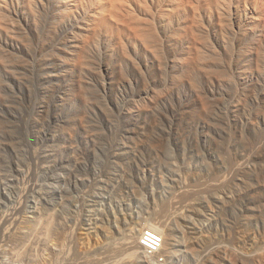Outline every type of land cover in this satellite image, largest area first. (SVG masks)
Returning <instances> with one entry per match:
<instances>
[{"label": "rangeland", "instance_id": "obj_1", "mask_svg": "<svg viewBox=\"0 0 264 264\" xmlns=\"http://www.w3.org/2000/svg\"><path fill=\"white\" fill-rule=\"evenodd\" d=\"M0 45V264H264V0H0Z\"/></svg>", "mask_w": 264, "mask_h": 264}, {"label": "bare ground", "instance_id": "obj_2", "mask_svg": "<svg viewBox=\"0 0 264 264\" xmlns=\"http://www.w3.org/2000/svg\"><path fill=\"white\" fill-rule=\"evenodd\" d=\"M21 31V30H20ZM7 33V32H6ZM12 33V32H11ZM23 34V33H22ZM21 34V40H23V42H25V44L26 45H29L30 43H31V38H29V36L27 35V36H25V35H22ZM19 36V35H18ZM12 38V37H11ZM21 40H19L18 39V42L19 43H21ZM2 45V44H1ZM0 45V58H2V56H5V57H7V55H6V53L7 54H9V56L10 57H12V60L13 61H15L16 62V65H19V66H24V67H26V64H22L21 63V61H26V59L24 60V58L25 57H23L22 58V56L24 55V53H23V51H17V52H13V51H11V52H7V49H4V47L2 48V46ZM21 55V56H20ZM15 56H17V57H15ZM8 58V57H7ZM14 58L15 59H17V60H14ZM2 60V62L3 63H5V65L7 66L9 63L8 62H11V61H8V60H6V59H1ZM10 60H11V58H10ZM13 63V62H12ZM15 64V63H14ZM9 66H11L10 68H13V67H16V66H14V65H8L7 66V68H9ZM23 69H25V68H23ZM21 70V69H20ZM18 71V70H17ZM8 73L9 74H11V75H16V74H25V73H22V72H16V71H14L13 69L12 70H8ZM23 76V75H22ZM16 77H17V75H16ZM19 78V77H18ZM20 78H23V77H20ZM24 79V78H23ZM10 127V126H9ZM1 129H2V132L3 133H6V132H10L11 130H8L7 131V127H6V125H5V129H4V125H2L1 126ZM15 130V129H14ZM14 134V133H13Z\"/></svg>", "mask_w": 264, "mask_h": 264}, {"label": "built area", "instance_id": "obj_3", "mask_svg": "<svg viewBox=\"0 0 264 264\" xmlns=\"http://www.w3.org/2000/svg\"><path fill=\"white\" fill-rule=\"evenodd\" d=\"M161 237L152 231H147L141 239V245L149 253H155L161 246Z\"/></svg>", "mask_w": 264, "mask_h": 264}]
</instances>
